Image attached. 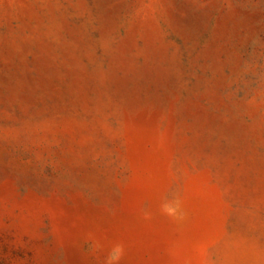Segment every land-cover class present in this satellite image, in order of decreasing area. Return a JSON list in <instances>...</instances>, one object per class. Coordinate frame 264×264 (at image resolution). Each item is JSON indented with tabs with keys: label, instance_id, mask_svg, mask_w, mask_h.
Instances as JSON below:
<instances>
[{
	"label": "rangeland",
	"instance_id": "obj_1",
	"mask_svg": "<svg viewBox=\"0 0 264 264\" xmlns=\"http://www.w3.org/2000/svg\"><path fill=\"white\" fill-rule=\"evenodd\" d=\"M264 264V0H0V264Z\"/></svg>",
	"mask_w": 264,
	"mask_h": 264
},
{
	"label": "clouds",
	"instance_id": "obj_2",
	"mask_svg": "<svg viewBox=\"0 0 264 264\" xmlns=\"http://www.w3.org/2000/svg\"><path fill=\"white\" fill-rule=\"evenodd\" d=\"M118 260V256L115 255V250H113V253L110 254L108 260H107V264H114V261Z\"/></svg>",
	"mask_w": 264,
	"mask_h": 264
}]
</instances>
